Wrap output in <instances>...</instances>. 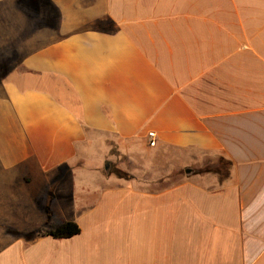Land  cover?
<instances>
[{
	"label": "crops",
	"instance_id": "crops-1",
	"mask_svg": "<svg viewBox=\"0 0 264 264\" xmlns=\"http://www.w3.org/2000/svg\"><path fill=\"white\" fill-rule=\"evenodd\" d=\"M1 31L0 264H264V0H0Z\"/></svg>",
	"mask_w": 264,
	"mask_h": 264
},
{
	"label": "trees",
	"instance_id": "trees-1",
	"mask_svg": "<svg viewBox=\"0 0 264 264\" xmlns=\"http://www.w3.org/2000/svg\"><path fill=\"white\" fill-rule=\"evenodd\" d=\"M229 165H230L229 162L219 160V166L217 168L213 169V168L207 167L201 170V172L216 173L219 176L220 180H223L228 175ZM114 174L118 178H123L122 174L119 172L114 171ZM78 233H79V228L75 223L64 222L54 227H46V228L40 229L38 232V236H50L55 239H66V238L73 237L77 235Z\"/></svg>",
	"mask_w": 264,
	"mask_h": 264
},
{
	"label": "rangeland",
	"instance_id": "rangeland-1",
	"mask_svg": "<svg viewBox=\"0 0 264 264\" xmlns=\"http://www.w3.org/2000/svg\"><path fill=\"white\" fill-rule=\"evenodd\" d=\"M3 39H4V35H3L2 31H1V32H0V55H1V54H3V55H4V54L7 55V54L5 53V51H3V49H1V47H2L3 45H5V44L3 43ZM1 45H2V46H1ZM16 62H17V59H16V58H1V56H0V77H1L3 74H5L7 70H9L11 67H13V66L16 64ZM113 153H114L115 155H117V157H118V159H119L120 156H119L116 152H113ZM120 160H123V159L120 158ZM114 166H116V165H114ZM114 171L119 172V173L122 174L123 177H126L124 173H122V172H120V171H118V170H114ZM176 179H177V176H176V174H175V175H173L172 177H170L169 179H167V180H165V181H162V182H160L159 184L153 186V189H162V188H164V187H168V186L172 185V184L176 181Z\"/></svg>",
	"mask_w": 264,
	"mask_h": 264
},
{
	"label": "built area",
	"instance_id": "built-area-1",
	"mask_svg": "<svg viewBox=\"0 0 264 264\" xmlns=\"http://www.w3.org/2000/svg\"><path fill=\"white\" fill-rule=\"evenodd\" d=\"M148 144L150 146H153V144H154V139H153V137L151 135L148 137Z\"/></svg>",
	"mask_w": 264,
	"mask_h": 264
}]
</instances>
